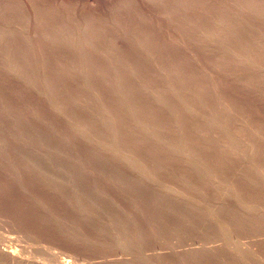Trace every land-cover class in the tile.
I'll use <instances>...</instances> for the list:
<instances>
[{
    "label": "rangeland",
    "instance_id": "1",
    "mask_svg": "<svg viewBox=\"0 0 264 264\" xmlns=\"http://www.w3.org/2000/svg\"><path fill=\"white\" fill-rule=\"evenodd\" d=\"M0 244L264 264V0H0Z\"/></svg>",
    "mask_w": 264,
    "mask_h": 264
},
{
    "label": "bare ground",
    "instance_id": "2",
    "mask_svg": "<svg viewBox=\"0 0 264 264\" xmlns=\"http://www.w3.org/2000/svg\"><path fill=\"white\" fill-rule=\"evenodd\" d=\"M0 246H1V244H0ZM10 247H11V246H10ZM12 248H14V247H12ZM0 250H2V249H0ZM7 250H8V249H7ZM7 250H6V251H7ZM9 250H10V248H9ZM11 250H12V249H11ZM13 251H15V250H13ZM13 251H11V253L8 252V254H10V255H7L9 258L12 259V260L9 259V260H11V261H13V259L16 260V257H17L15 254L12 253ZM3 252H5V251H3ZM16 252H17V251H16ZM0 253H1V252H0ZM6 253H7V252H6ZM1 254H2V253H1ZM3 255H4V254H3ZM5 256H6V254H5ZM23 257H25V256L23 255ZM3 258H5V257H3ZM6 258H7V257H6ZM17 258H18V257H17ZM21 258H22V257H21ZM25 258H26V257H25ZM27 259H28V258H27ZM18 260H19V259H18ZM23 260H24V259H23ZM19 261H20V260H19ZM17 262H18V261H17ZM23 263H24V262H23ZM28 263H29V262H28ZM14 264H15V263H14Z\"/></svg>",
    "mask_w": 264,
    "mask_h": 264
}]
</instances>
